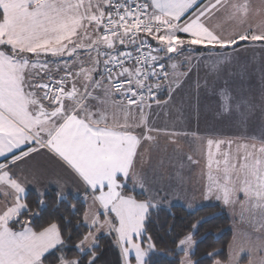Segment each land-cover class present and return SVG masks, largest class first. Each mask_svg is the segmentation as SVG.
I'll list each match as a JSON object with an SVG mask.
<instances>
[{"label":"snow or ice","instance_id":"6c2138e0","mask_svg":"<svg viewBox=\"0 0 264 264\" xmlns=\"http://www.w3.org/2000/svg\"><path fill=\"white\" fill-rule=\"evenodd\" d=\"M221 9H230L231 17L243 22L249 5L229 0H0V264H46L50 256L54 264H95L97 234L104 229L115 233L123 264H133L132 253L135 264H147L155 245L148 237L143 246L144 223L155 205L126 192L140 144L131 129L146 127L144 108L159 104L156 91L168 79L169 54L185 47L223 50L240 42H264V31L248 28L225 35L210 27L207 20ZM48 57L63 60V75L52 76ZM143 138L153 139L148 133ZM39 148L71 168L98 205L86 210L77 225L86 231L77 236L75 255L68 254L71 235L66 237L59 223L35 230L30 220L21 219L37 213L13 168ZM207 168L208 194L225 205L239 204L242 213L248 205L261 209L255 229L261 235L239 232L228 258L214 259V264H264V140L208 139ZM178 240L183 256L176 264H199L191 258L192 236ZM216 255L208 253L209 258ZM85 256L91 258L85 262Z\"/></svg>","mask_w":264,"mask_h":264},{"label":"crops","instance_id":"0c3cea01","mask_svg":"<svg viewBox=\"0 0 264 264\" xmlns=\"http://www.w3.org/2000/svg\"><path fill=\"white\" fill-rule=\"evenodd\" d=\"M229 2L249 5L243 22L240 17H231L230 9H221V14H214L207 20L210 27L218 32L222 27L227 28L225 35L248 28L264 31V0ZM201 47L193 46L183 51L186 59L192 60L187 76L192 75V85L180 90L178 79L172 83L169 77V85L164 88L166 97L160 99L159 104L153 102L150 108H144L147 126L131 129L140 138V144L126 189L141 193L153 204L179 205L189 211L218 204L226 210L234 225L258 229L261 209L248 205L242 213L239 204L235 207L225 205L216 195L208 194L207 141L258 143L264 140V42L248 41L217 52L196 53ZM189 93L191 111L163 112L175 95L183 104L188 103ZM204 104L208 113H200ZM249 114L252 119H248ZM136 116H139L138 110ZM148 129L152 131L149 133ZM241 129L243 136L239 132ZM146 133L153 139H144ZM13 171L23 182L26 192L43 194L48 188H55L62 194L82 195L87 191L82 179L46 148H39L19 160ZM129 191L127 194L132 195ZM238 199H244L242 193ZM93 208L95 211L98 205Z\"/></svg>","mask_w":264,"mask_h":264},{"label":"trees","instance_id":"16d2710c","mask_svg":"<svg viewBox=\"0 0 264 264\" xmlns=\"http://www.w3.org/2000/svg\"><path fill=\"white\" fill-rule=\"evenodd\" d=\"M242 43L245 42H240L239 45ZM233 47L237 45L227 49ZM218 50L222 49L211 50V46L201 47L196 49V53L217 52ZM160 96V99H163L166 97V92L163 91ZM128 191L126 189V192ZM131 194L136 199L148 200L141 193L132 191ZM61 195L64 196L63 200H61ZM25 197L32 212L37 214L25 215L21 219L30 220L35 230L47 226L52 221L59 223L65 236L71 235V239L67 241V252L69 255H75L74 245L77 242V236L86 231V227L77 228V225L82 221L83 213L87 210L86 201L92 200L91 191L87 189L82 195H76L73 192L62 194L55 188H48L43 194L29 190L25 193ZM40 200H43L42 205L38 203ZM154 205L150 208L144 223L143 246L147 247L148 237H151V243L155 245L154 250L146 257L147 264H176L182 255L177 250L178 238H183L185 235H191L193 238L195 244L191 258L199 264H213L214 259L226 260L228 258L227 248L233 231L232 221L223 207L218 204H208L189 211L179 205L168 206L160 203H154ZM73 206H75V211ZM97 245L94 250L95 264H123L114 234L97 237ZM210 252L218 253V255L209 258L208 253ZM55 255L58 256L59 253ZM90 258V256L83 257L85 262ZM54 260L55 258L50 256L46 264H54Z\"/></svg>","mask_w":264,"mask_h":264},{"label":"rangeland","instance_id":"374dc122","mask_svg":"<svg viewBox=\"0 0 264 264\" xmlns=\"http://www.w3.org/2000/svg\"><path fill=\"white\" fill-rule=\"evenodd\" d=\"M221 13H222V10L217 12V13H215V14L219 15ZM220 32H223L225 34L227 32V28L222 27L220 29ZM185 49H187V47H185ZM183 51L187 52L186 50H183ZM183 51H180V52H177V53H171L169 55L172 57V59L171 60H165V63L167 65V67H168V72L170 74L169 77H170L172 83L178 79L177 85L180 87V90H185L188 86H191L192 83H193L192 75L190 77H187V76H189V73L191 72L190 69H191L192 60H187L186 59L187 57H185L183 55ZM93 55H95V53H93ZM160 55L164 56L165 54L164 53H160ZM81 57L83 59H84V57L87 59V55L85 53H83V52L81 53ZM48 59H49V62H50L49 63V67L52 68V69H49L51 74H52V76L54 78H58L60 75H63V73H62L63 72V60L60 59V58H53V57H48ZM173 64L176 65L175 70H172V68L170 67ZM43 76H44V73H40V77H43ZM181 77H183V78H181ZM190 96H191L190 93L186 96V99H187L188 103H184V104H183V102H181V100L179 99L178 95L173 96L170 99V101L166 104L165 110H164V108L162 109L163 112L164 113H179L181 110L182 111H186V110L187 111H191V100L188 99V97H190ZM200 113H208L206 104H204L200 108ZM248 119H252L250 114L248 115ZM239 132L243 136V130L241 129V130H239ZM72 178H73V176H72ZM86 205H88L87 210L94 211L92 200H87L86 201ZM241 226L242 225L236 226L232 222L233 235H232L230 243L233 241L234 236L237 235L239 232H244L246 234L250 233V234L253 235L254 238L261 235V233L255 231V229H257V228H251L250 230H248V229L242 228ZM113 234L115 236V233L109 234L108 231L106 229H104V230H102L101 232H99L97 234V237L103 236V235L104 236H110V235L113 236ZM230 243H229V245H230ZM194 244L195 243L193 241V246L190 249V253L193 251ZM229 245H228V248H227V255L228 256L230 254ZM119 249H120V252H121V248L120 247H119ZM177 250H178V248H177ZM182 256H183V253L180 256V258ZM130 259H132L133 264H135L134 253H132V256L130 257ZM213 264H214V262H213ZM244 264H246V261L244 262Z\"/></svg>","mask_w":264,"mask_h":264},{"label":"built area","instance_id":"2783aa9c","mask_svg":"<svg viewBox=\"0 0 264 264\" xmlns=\"http://www.w3.org/2000/svg\"><path fill=\"white\" fill-rule=\"evenodd\" d=\"M152 43L155 44V42H152ZM101 68H102V66H101ZM168 74H169V72H168ZM168 77H169V75H168ZM168 82H169L168 79L164 80V81H161L162 86H161L160 89H158L156 91V100H158V101L160 100V98H161L160 94L164 91V88L168 87V85H169ZM153 102H155V101H153ZM153 102H151V103H153ZM132 107H135V106H132Z\"/></svg>","mask_w":264,"mask_h":264}]
</instances>
